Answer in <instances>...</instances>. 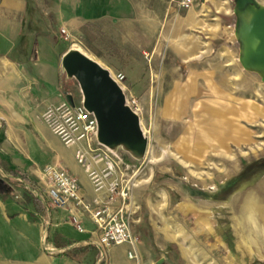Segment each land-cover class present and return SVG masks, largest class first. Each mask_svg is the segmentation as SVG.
Listing matches in <instances>:
<instances>
[{"label":"rangeland","instance_id":"rangeland-1","mask_svg":"<svg viewBox=\"0 0 264 264\" xmlns=\"http://www.w3.org/2000/svg\"><path fill=\"white\" fill-rule=\"evenodd\" d=\"M179 1L151 4L148 28L138 16L126 25L122 15L107 26L95 20L68 25L69 39L60 33L62 66L80 48L125 74L126 95L139 105L146 136L144 147L124 154L129 167L112 173L109 183L117 182V190L107 185L126 206L138 258L128 257L127 244L93 251L99 264H264V77L241 63L235 0H196L189 9ZM126 3L134 8L120 2L119 11ZM69 78L65 90L82 101L78 80ZM236 102L246 111L260 105L254 117L245 115L244 137L230 129L226 135L207 112ZM122 190L129 193L125 200ZM5 194L0 188V197ZM16 194L25 199L23 191ZM248 203L258 206L253 233L242 221ZM119 248L126 252L114 258Z\"/></svg>","mask_w":264,"mask_h":264},{"label":"crops","instance_id":"crops-1","mask_svg":"<svg viewBox=\"0 0 264 264\" xmlns=\"http://www.w3.org/2000/svg\"><path fill=\"white\" fill-rule=\"evenodd\" d=\"M126 1L133 2L134 8L126 3L119 11L120 2ZM156 1L0 0V156L20 173L19 180L21 174L28 177L19 188L7 181L16 178L12 173L0 170L8 192L0 197V264H99L93 251L99 248L97 224L80 207L85 232L78 231L69 221L70 212L53 205L48 194L52 183L44 175L47 166L65 168L79 179L84 202L91 208L96 201H110L113 209L122 205L117 194L107 192L109 179L98 188L90 171L78 162V151L86 150V143H64L44 119L48 107L62 103L70 94L64 88L70 78L62 66L65 48L60 33L68 25L93 20L107 26L110 18L116 23L121 21L116 17L122 15L126 25L132 26L138 16V23L148 28L153 15L150 6ZM74 101L81 102L75 96ZM224 106H211L207 112L226 129V135L229 129L247 134L242 124L245 115L254 117L260 111V105L253 107L255 111L249 107L246 111L237 102L231 109ZM236 133L233 136L241 144L242 137ZM112 149L124 161V154L132 151L126 144ZM88 159L94 162L90 153ZM94 166L99 170L101 163ZM17 190L23 191L24 200H18ZM30 195L37 198L38 205L28 199ZM56 236L61 246L56 244ZM112 252L116 258V253L126 249Z\"/></svg>","mask_w":264,"mask_h":264},{"label":"built area","instance_id":"built-area-1","mask_svg":"<svg viewBox=\"0 0 264 264\" xmlns=\"http://www.w3.org/2000/svg\"><path fill=\"white\" fill-rule=\"evenodd\" d=\"M195 1L180 0L179 7L189 9ZM62 33L65 34V39H69L70 34L66 29H63ZM110 73L114 80L120 84L126 95L125 74L120 72L113 75L111 71ZM126 101L135 112H138L139 105L135 99L130 100L126 95ZM44 119L64 143L76 144L81 141L86 143L87 149L78 151V162L90 171L98 188L105 186L104 180H110L112 173L116 172L119 165L129 167L128 163L111 147L99 142L98 120L94 113L84 106L83 100L75 102L74 105L65 100L58 105L50 106L44 113ZM88 153L91 154L94 162L89 161ZM100 163H103L105 167L98 170L94 164ZM44 175L52 183L48 194L53 205L70 212L69 221L78 231L85 232V228L81 224V216L78 213L81 207L89 213L90 218L97 224L99 230L98 246L103 252L115 245L127 244L130 247L128 257L130 259L138 258L136 237L132 231L130 216L125 205L122 204L119 208L113 209L110 201H96V207L91 208L90 204L84 202L79 179L67 169L47 166ZM117 186V182H110L108 188L115 192ZM120 195L125 200L129 193L122 190Z\"/></svg>","mask_w":264,"mask_h":264},{"label":"water","instance_id":"water-1","mask_svg":"<svg viewBox=\"0 0 264 264\" xmlns=\"http://www.w3.org/2000/svg\"><path fill=\"white\" fill-rule=\"evenodd\" d=\"M235 2L241 63L264 77V5L257 0ZM63 66L78 80L83 104L98 120L100 143L111 148L126 144L135 150L145 146L146 136L140 116L127 104L122 87L108 69L79 50L68 52ZM67 100L75 104L72 94L67 95ZM0 180L4 181L1 177Z\"/></svg>","mask_w":264,"mask_h":264},{"label":"trees","instance_id":"trees-1","mask_svg":"<svg viewBox=\"0 0 264 264\" xmlns=\"http://www.w3.org/2000/svg\"><path fill=\"white\" fill-rule=\"evenodd\" d=\"M1 169H4L6 171H8V173L10 172V174L12 173L14 175V177H16L15 179L11 178L10 180L7 179L8 183L11 185V186H16V187H19V188H23L24 184L26 181H28V177L25 175V174H21L22 176V180H19L17 177H19L20 173H18L17 171L13 170L10 168L8 162L6 160H4L1 156H0V170ZM28 199L32 200L35 204L38 205V200L36 197L30 195L28 197ZM40 209V207H38V210ZM55 240H56V244L58 246H61V243H59L57 241V236L55 237ZM66 245V244H64Z\"/></svg>","mask_w":264,"mask_h":264},{"label":"bare ground","instance_id":"bare-ground-1","mask_svg":"<svg viewBox=\"0 0 264 264\" xmlns=\"http://www.w3.org/2000/svg\"><path fill=\"white\" fill-rule=\"evenodd\" d=\"M234 37H238L237 35V32L234 31ZM77 50H81L80 48H77ZM112 72V71H111ZM112 74L114 75V73L112 72ZM225 206V205H224ZM248 206V210H245V213H244V219L242 220L243 221V224L245 225V229L249 232H254L256 229L254 228V225H255V217L258 215V209H257V205L255 204H252V203H248L247 204ZM221 207V206H220ZM209 209V208H208ZM207 210V209H206ZM252 212V213H251ZM248 214H254L255 216H252V217H249ZM209 218V217H208ZM224 218V217H223ZM230 218V217H228ZM227 218V219H228ZM210 219V218H209ZM217 220V219H216ZM223 223V222H221ZM236 224V223H235ZM255 234V233H254ZM230 235V234H229ZM229 240V239H228Z\"/></svg>","mask_w":264,"mask_h":264},{"label":"flooded vegetation","instance_id":"flooded-vegetation-1","mask_svg":"<svg viewBox=\"0 0 264 264\" xmlns=\"http://www.w3.org/2000/svg\"><path fill=\"white\" fill-rule=\"evenodd\" d=\"M0 188H3L4 190H6L7 187H6V182L5 181H1L0 180Z\"/></svg>","mask_w":264,"mask_h":264}]
</instances>
